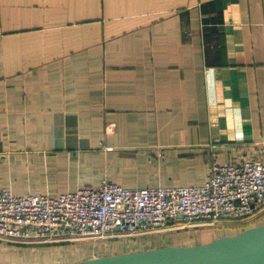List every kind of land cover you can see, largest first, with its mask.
<instances>
[{
    "label": "crops",
    "instance_id": "1",
    "mask_svg": "<svg viewBox=\"0 0 264 264\" xmlns=\"http://www.w3.org/2000/svg\"><path fill=\"white\" fill-rule=\"evenodd\" d=\"M0 29V192L202 186L214 161L264 160V0H0Z\"/></svg>",
    "mask_w": 264,
    "mask_h": 264
},
{
    "label": "built area",
    "instance_id": "2",
    "mask_svg": "<svg viewBox=\"0 0 264 264\" xmlns=\"http://www.w3.org/2000/svg\"><path fill=\"white\" fill-rule=\"evenodd\" d=\"M263 224L264 160L240 165L214 161L202 186L126 189L104 179L96 187L57 197L0 192V241L23 245L116 239L201 225L240 231Z\"/></svg>",
    "mask_w": 264,
    "mask_h": 264
},
{
    "label": "water",
    "instance_id": "3",
    "mask_svg": "<svg viewBox=\"0 0 264 264\" xmlns=\"http://www.w3.org/2000/svg\"><path fill=\"white\" fill-rule=\"evenodd\" d=\"M67 264H264V224L206 244L162 246Z\"/></svg>",
    "mask_w": 264,
    "mask_h": 264
},
{
    "label": "rangeland",
    "instance_id": "4",
    "mask_svg": "<svg viewBox=\"0 0 264 264\" xmlns=\"http://www.w3.org/2000/svg\"><path fill=\"white\" fill-rule=\"evenodd\" d=\"M182 224H177L178 226ZM230 230L225 227H215L212 225H201L196 227H185L179 230H167L161 231L158 233H151L143 236H128V237H119L116 239H79L72 242H66L63 246V250L66 247L75 249V247H83L85 250L91 248L101 249L104 246L109 245L111 254L117 253L120 250V247L134 243L135 241L148 242L149 240H155L158 246L162 244H173L170 246H184V245H200L212 242L213 240L222 237ZM114 234H120L119 231H114ZM237 235V234H235ZM64 242H62L63 244ZM62 244H34V245H18L15 243L2 242L0 241V246H3V249L8 250L7 255L18 258L22 260L23 258L32 260L33 258L42 257L43 255H48L51 251V247H59ZM35 247V248H33ZM35 250V251H34ZM99 255L103 253L100 250H97ZM142 251V250H141ZM88 252V251H87ZM6 253V252H5ZM68 259H61L60 261L65 262ZM70 260V259H69Z\"/></svg>",
    "mask_w": 264,
    "mask_h": 264
},
{
    "label": "trees",
    "instance_id": "5",
    "mask_svg": "<svg viewBox=\"0 0 264 264\" xmlns=\"http://www.w3.org/2000/svg\"><path fill=\"white\" fill-rule=\"evenodd\" d=\"M243 230H240V231H238L237 233H235V234H238V233H240V232H242Z\"/></svg>",
    "mask_w": 264,
    "mask_h": 264
}]
</instances>
